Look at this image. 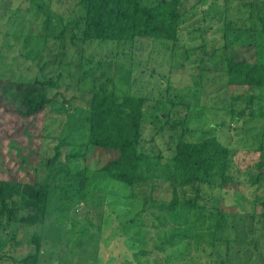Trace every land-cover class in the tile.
Masks as SVG:
<instances>
[{
    "label": "rangeland",
    "instance_id": "1",
    "mask_svg": "<svg viewBox=\"0 0 264 264\" xmlns=\"http://www.w3.org/2000/svg\"><path fill=\"white\" fill-rule=\"evenodd\" d=\"M224 6V0H181L182 45L173 52L149 37L125 44L73 37L78 29L73 20L82 12L78 0H0V178L54 185L45 222L2 230L6 254L20 259L34 252L29 238L35 234L41 237L36 264H210L205 254L214 236L213 204L225 212L243 207L253 215V235L264 240V181L257 191L254 184L264 148V91L229 86L224 59L249 57L264 35L256 16L239 12L231 17L251 30L231 28L224 37ZM36 78L53 80L52 101L21 116L13 82ZM95 78L108 81L107 90L145 98L141 148L151 156L142 175L156 178L130 187L96 175L116 154L86 147L90 94L85 91ZM250 94L255 95L248 100ZM184 120L188 138L208 131L232 150V181L220 187L214 174L213 185H202L203 197L193 208L170 204L171 182L157 175L163 169L155 163V156L163 164L173 153L179 130L172 131L170 123ZM55 155L56 161L46 164ZM84 167V190L91 193L63 198L65 189L80 187V176L73 175ZM178 192L179 199L195 197L189 189ZM169 207H175V220ZM138 210L140 216L131 219ZM248 225L237 232L229 225L224 229L231 237L236 233L232 246L241 248L240 254L252 247ZM4 263L18 264L0 260ZM248 263L264 264V255L253 254Z\"/></svg>",
    "mask_w": 264,
    "mask_h": 264
},
{
    "label": "trees",
    "instance_id": "2",
    "mask_svg": "<svg viewBox=\"0 0 264 264\" xmlns=\"http://www.w3.org/2000/svg\"><path fill=\"white\" fill-rule=\"evenodd\" d=\"M224 1L227 5L223 9L224 37L228 35L231 28L234 31L250 29L244 28L237 19L234 20L231 17V14L239 12H247L248 18L252 15L256 16L258 22H261L258 32L264 35V0H236V4L232 5L229 2L233 0ZM78 3L82 7V12L73 20L75 25L71 24L73 28L78 27L76 34H72L75 38L108 40L116 44L119 42L125 44L149 37L164 41L163 43L167 44L166 48L171 47L173 52L182 45L179 44L180 27L184 15L181 10V0H153L151 3H143L142 0H78ZM67 26H70L69 22ZM199 30L203 29L199 28ZM249 45L250 43L240 47L244 49L250 47ZM255 47L256 50L249 57L235 58L232 54L224 57L229 86H247L251 89L261 88L264 91V41H258ZM106 83L108 81L102 83L95 78L94 87L85 91L90 94L86 116L88 123L86 147L92 145L116 154L98 168L96 175L107 176L117 182L135 187L145 178L155 176V174L148 173L146 176L142 175L143 168H146L151 156L141 148L145 98L107 90ZM54 85L51 78L14 81L16 97L21 104L20 115L32 116L44 109L52 101L49 93ZM254 95L250 94L248 100H251ZM156 119H159V116H156ZM185 123V120L170 123L172 131L179 130L173 153L163 164L159 156H155L157 158L155 163L159 164L163 172L154 173L171 182L170 204L172 206L182 204L187 208H193L203 197L201 195L202 185H213L214 182L210 178L214 174L219 177L220 181L216 185L220 187L223 183L232 181L229 174L232 150L229 145L222 143L208 131L197 138H188ZM56 153H58V146H56ZM82 154L81 152V156ZM56 157L55 155L48 159L46 164L56 161ZM258 167V174L254 180L256 191L260 190L264 184V182L262 184L264 181V148L261 149ZM85 173V167L75 172L73 176H80V187L77 190L71 187L69 190L65 189L66 195L63 198L80 197L84 199L87 194L91 193L84 190ZM52 186L54 185L37 180L21 181L0 178V233L9 224L12 226L15 223L16 225L21 223L25 227H30L45 222L49 212L48 202ZM179 189H183V192L189 189L195 197L179 199ZM221 207V204H213L209 208L215 217L214 236L205 254L211 260L210 264H249L253 254L264 255V240L259 241V238L253 235L256 228L253 215L249 216L250 214L248 215L241 206L234 212H225ZM174 208L167 209L173 220L177 217ZM140 214L138 210L134 215L132 214L131 219L135 220ZM244 224H249L247 232L252 235L249 240L252 247L240 254L241 248L232 246V243H238L236 233L231 237L229 236L230 231L226 234L224 229L229 225V229L236 231L238 226L241 227ZM14 238L13 235L9 239ZM40 239L39 235H31L29 243L34 247V252L20 259L13 258L11 253L6 254L10 250L1 249L4 242L0 239V260L11 259L18 264H36L37 255L40 252ZM10 242L12 243L11 240ZM242 256L248 261H243Z\"/></svg>",
    "mask_w": 264,
    "mask_h": 264
}]
</instances>
